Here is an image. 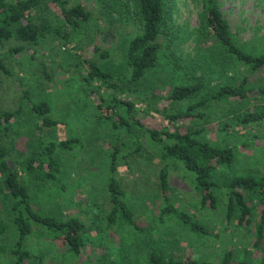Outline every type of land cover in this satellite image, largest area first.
I'll list each match as a JSON object with an SVG mask.
<instances>
[{"label":"rangeland","instance_id":"1","mask_svg":"<svg viewBox=\"0 0 264 264\" xmlns=\"http://www.w3.org/2000/svg\"><path fill=\"white\" fill-rule=\"evenodd\" d=\"M69 1L71 5H84L93 16L82 32L71 33L70 43L48 38L44 44L27 48L14 57L8 50L18 45L17 42L0 47V58L5 56L3 61L14 75L0 74V112L19 109L22 112L13 120L11 131L16 133L17 140L10 164L28 185L36 211L59 218L75 216L86 224L85 246L79 256L68 252L63 239L52 240L36 234L24 241L25 249L42 258L43 264L123 261L144 264L150 250L165 258L190 257L207 262H219L227 251L234 253L236 261L253 264L264 260V240L259 247L255 246L257 217L250 227L239 224L236 219L228 222L227 196L221 199L217 210L202 207L194 173L178 160H162L160 148L148 134V129L199 131L198 137L205 142L232 147L236 153L234 166L222 167L215 174L221 185L238 174L263 176L264 120L238 123L245 113L264 110V95L259 91L246 100H212L197 107L192 117L174 122L159 114L148 101L157 104L160 110L178 114L209 98L221 86H239L244 78H248L247 86L264 89V70L252 72L219 48L216 38L201 27L200 14L205 7L201 0H172L173 28L168 36L164 35L159 64L145 79L133 85L147 96L139 98L123 92L127 87L123 84L117 90H101L106 106L115 98L132 102L135 108L131 115L136 120H130V113L123 105L115 106L112 117H107L105 109H98L99 101L91 89L87 92L81 89L82 79L89 71L86 61L96 62L114 76L129 73L126 47L141 30L135 1L117 0L108 9L100 0ZM218 1L236 40L244 46L248 44V50L264 53V0ZM56 11L52 5L51 12ZM96 47L109 52V56L102 58ZM48 77L51 78L48 80ZM195 83H202L204 88L194 97L181 102L166 100L174 86ZM25 90L33 102L50 104L52 117L59 121L57 126L38 133L34 124L36 115L23 98ZM120 118L126 122L121 124ZM116 122L118 126L114 125ZM66 139L78 142L71 151L55 153L60 183L36 180L33 174L24 173L21 164L33 150L43 147L46 141ZM137 148L140 153L135 152ZM114 154V175L125 191L123 200L133 211L136 224L145 231L131 227L122 218L117 224L109 225L107 216L111 204L106 185ZM163 169L168 173L170 202L210 233L192 232L190 227L168 215L161 218L165 205L159 189ZM16 239L11 232L0 237V264H16L11 254Z\"/></svg>","mask_w":264,"mask_h":264},{"label":"trees","instance_id":"2","mask_svg":"<svg viewBox=\"0 0 264 264\" xmlns=\"http://www.w3.org/2000/svg\"><path fill=\"white\" fill-rule=\"evenodd\" d=\"M106 9L115 6L117 0H100ZM136 15L141 21V30L135 35L126 47V63L129 73L123 75H112L103 71L94 61H86L89 71L82 80V90L91 89L99 101L98 109H105L108 116L114 114L117 105L126 106L130 113V120H136L131 113L135 105L127 100L113 99L106 106V100L102 95V89H119V85L127 86L123 92L137 95L139 98L147 96L135 89L133 85L146 78L149 71L157 68L163 48L164 35L168 36L172 30V0H134ZM204 4V12L201 16V27L207 29L212 37L216 38L219 48L230 58L235 59L252 72L264 70V53H256L253 49L248 50V44L238 42L232 34L230 26L219 8L218 0H201ZM58 12H51V6ZM125 17H129L124 12ZM53 16V18H52ZM55 17V18H54ZM92 14L82 4L71 5L69 0H0V47L12 41L18 43L8 50L11 57L21 52L40 46L48 38L53 40L62 39L70 43L71 33L82 32L83 26L90 22ZM126 19V18H125ZM128 20V19H127ZM175 34V33H174ZM95 51L102 58H107L109 52L101 51L96 47ZM5 57V56H4ZM4 57L0 58V74L13 77L12 71L5 65ZM51 77H48L49 80ZM98 83L99 85H96ZM248 78H244L239 86L224 85L218 88L209 98L190 105L185 112L178 114L168 113L166 109L160 110L157 104L152 106L159 114L169 122L192 117L193 111L212 100L224 98H236L246 100L250 94L260 92L264 95V89L247 86ZM204 88L202 83L174 86L166 100L181 102L194 97ZM23 98L28 101L30 110L36 115L35 129L38 133L46 128H54L59 121L52 117V108L48 102L35 103L25 90ZM112 103V105L110 104ZM22 114L21 109L17 111L0 112V237L6 233L17 236L13 241L11 254L16 264H43L42 258L27 251L24 241L35 235L47 238L63 239L68 252L79 256L85 246L83 233L86 224L75 216L59 218L52 215H44L35 210L32 196L28 185L20 177L19 171L12 167L10 159L16 148V133H13V120ZM264 120V110L247 112L242 115L239 124H251ZM126 120L120 118L123 124ZM139 126H143L136 121ZM118 126L117 122L114 124ZM130 126V125H129ZM197 132L180 133L148 129L150 139L160 148L161 158L164 161L178 160L194 173L196 190L201 195V205L204 208L217 210L221 199L227 196L226 217L228 222L234 219L241 225L252 226L254 217H257L255 246L264 240V175L238 174L232 181L223 185L216 181L215 174L222 167L231 168L236 161V153L232 147L215 146L203 141ZM78 140L66 139L59 141H46L43 147L33 150L30 157L21 164L24 173L33 174L37 180H47L55 184L60 183L57 172L58 160L55 158L56 151H71L76 147ZM118 150V147L116 148ZM137 148L135 152H139ZM140 153V152H139ZM110 164V180L106 188L111 204V210L107 216L109 225H115L122 218L131 227L145 231L140 228L134 218L133 211L123 200L125 191L116 180L115 154ZM159 189L165 205L161 212L174 220L181 222L185 227H190L192 232L203 235L210 233L208 228L194 222L192 216L175 207L167 195L169 190L168 173L163 169L160 174ZM220 191H222L220 193ZM116 264H128L118 262ZM144 264H249L247 261H236L234 253L227 251L219 262L197 261L192 258H165L155 250H150L148 260ZM264 264V260L259 263Z\"/></svg>","mask_w":264,"mask_h":264}]
</instances>
